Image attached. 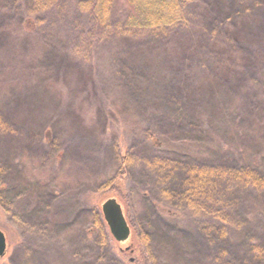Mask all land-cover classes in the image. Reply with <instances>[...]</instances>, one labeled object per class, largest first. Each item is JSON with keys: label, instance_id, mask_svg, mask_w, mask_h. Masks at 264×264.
<instances>
[{"label": "trees", "instance_id": "trees-1", "mask_svg": "<svg viewBox=\"0 0 264 264\" xmlns=\"http://www.w3.org/2000/svg\"><path fill=\"white\" fill-rule=\"evenodd\" d=\"M69 1L91 18V26L76 46L79 52L75 55L77 60L87 63L94 59L97 45L113 37L129 40L139 37L144 41L157 33L167 36L187 28L185 4L190 0H11L8 7H2L0 206L12 217L16 216L18 199L24 196V191L30 192L29 188L37 192L38 205L32 213L45 217L51 205L50 194L47 195L51 183L46 180L45 172L49 157L60 154L61 144L53 130L56 113L50 109L56 105L51 99H58L56 108L60 105L62 111L72 105L64 89H58L57 94L46 88L43 91V87H50L44 78L49 74L52 84L58 74L49 73L41 67V62L54 63L55 57H50L39 42L30 46L28 39L34 41L39 34L45 35L44 23L47 25L50 18L62 14ZM250 2L244 9L227 8L222 14L224 19L207 33L206 44L211 47L208 57L190 60L182 78L171 77V84L166 85L169 75L162 71L165 76L160 77L156 90L160 91L159 104L165 110L143 131L153 154L138 155L134 147L124 155L119 154L118 173L99 185L100 191H115L122 197L120 186L142 167V171L152 175L155 197L158 196L156 203L151 202L150 195L146 201L151 204V215L155 214L154 206L162 204L169 213L189 215L195 230L185 231L188 236L184 238L208 264H264V226L259 225L255 212L259 210L264 222V18L260 22L256 19L257 10H264V5L253 8L255 5ZM18 48L44 60L36 65L31 58L28 62L8 59L9 51ZM64 50L68 51V47L64 46ZM71 55L69 52V57H64L70 61ZM139 66L128 63L121 68L123 87L133 92L136 86L143 92L155 89L151 80L145 83L142 76L146 72ZM136 94L139 97L134 94V100L143 99L139 92ZM36 100L44 107L38 108ZM93 105L100 113L98 101L94 100ZM43 118L47 120L40 123ZM24 124L31 129L26 130ZM38 134L50 137L51 154L43 160L36 159L28 168L22 161L18 165L24 170L20 173L15 169L19 171L15 172L14 149L29 159L23 137L34 145L39 140ZM172 138L190 148L197 145L193 149L197 152L205 149L207 153L202 156L180 148H166L164 142ZM214 139L216 145L206 149ZM30 149L32 152L33 146ZM14 174L15 183L10 182L15 180ZM92 221L99 226L103 240H107L109 231L104 220L95 213ZM159 222L165 232L166 219L160 218ZM150 225L142 227L137 234L138 246L142 255L147 254L146 261L159 264L151 245L150 234L154 237L155 232Z\"/></svg>", "mask_w": 264, "mask_h": 264}, {"label": "rangeland", "instance_id": "rangeland-1", "mask_svg": "<svg viewBox=\"0 0 264 264\" xmlns=\"http://www.w3.org/2000/svg\"><path fill=\"white\" fill-rule=\"evenodd\" d=\"M243 1L190 0L185 4L188 17L186 29L167 36L157 33L155 37H147L149 39L144 41L139 37L137 40L113 37L97 45L94 59L89 63L77 60L75 55L79 52L76 46L81 44L91 26V18L79 11L73 1H69L62 14L50 18L47 25L44 23L43 31L47 35L39 34L34 41L28 39L30 46L34 42L45 46L44 50L49 51L47 54L55 57L54 63L41 62L44 60L41 56L38 58L33 52L25 53L20 48L9 51L11 54H7L8 59L12 57L14 61L25 62L33 59L36 65L41 62V67L49 73L58 74L52 84L48 74L44 80L46 82L48 79L50 87L42 89L44 91L46 88L55 94L58 89H64L72 107L62 111L60 105L56 108L58 99H51L56 105L55 109H50L51 113H56L54 119L57 122L53 130L58 133L61 144L58 146L60 154L57 155V152L53 157L50 156L46 167L45 178L51 183L47 189L51 205L46 216L32 213L38 202L35 196L37 192L31 188L30 192L23 189L25 193L18 199L15 217L6 214L0 206V231L6 235L8 246L6 254L0 258V264H121L123 261L126 264H151L146 261L147 254L142 255L137 240V234L142 231V227L150 225L149 222V228L152 227L155 232L154 237L150 234L153 238L151 245L159 264H208L184 238L188 236L185 231L195 230L189 215L169 213L163 207L164 204L162 207L153 204L156 211L151 215V204L146 201L150 195L151 202L156 203L155 198L158 199V196L156 194L155 197L156 186L152 175L142 171V167L129 175L120 186L123 198L115 191H100L99 185L118 173L119 154L124 155L132 147L136 148L138 155L153 154L143 131L156 120L159 112L165 110L159 104L160 91L156 90L160 77L165 76L162 71H167L169 76H166V85H170L171 77L182 78L185 75V66L190 60L207 58L211 49L206 44L207 33L224 19L222 14L226 13L228 7L244 9L249 7L250 1L255 5L253 8L264 5V0ZM10 3L11 0H0V10ZM257 11L256 19L260 22L264 18V10L259 8ZM0 12L3 14V11ZM64 46L68 47V51L64 50ZM81 50L85 51L84 48ZM69 52L73 55L70 61L64 57H69ZM128 63L139 64V68L146 72L142 76L143 80L145 83L151 80L155 89L143 92L136 86L133 92L129 87H123L120 71ZM30 89L26 90L28 95ZM136 92L143 99L134 100V94L139 97ZM94 100L99 103L100 113L93 105ZM36 101L38 108L44 107L41 101ZM40 120V123H44L47 118ZM24 125L26 130L31 129ZM32 127L36 128L34 125ZM23 138L24 145L28 146L29 159L22 157L23 152L16 149L12 155L16 161L13 170L18 169L20 173L24 168L18 163L23 161L22 165L28 168L30 163L36 159L43 160L52 152L49 136L38 134L39 140L34 145L28 144L27 139ZM164 143L167 144L166 148H180V151L190 154L195 152V155L203 156L207 153L205 149L199 152L193 149L197 145L190 148L173 138ZM214 145L215 139L213 143L208 142L206 149ZM14 177L15 180L10 182H16L15 174ZM148 190L150 192L147 194ZM109 199H116L124 210L131 230L126 241H116L108 227L107 240H103L99 226L92 221L95 213L104 220L102 206ZM255 212L258 213L259 225L264 226L259 210ZM160 218L166 219L167 225H163L165 232L159 227Z\"/></svg>", "mask_w": 264, "mask_h": 264}, {"label": "water", "instance_id": "water-1", "mask_svg": "<svg viewBox=\"0 0 264 264\" xmlns=\"http://www.w3.org/2000/svg\"><path fill=\"white\" fill-rule=\"evenodd\" d=\"M103 218L106 221L109 231H111L116 241H126L131 230L120 203L116 199H109L102 206ZM7 237L0 231V258H3L7 251Z\"/></svg>", "mask_w": 264, "mask_h": 264}]
</instances>
